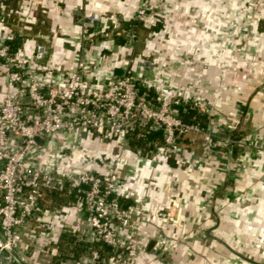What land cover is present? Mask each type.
Instances as JSON below:
<instances>
[{
	"label": "crops",
	"instance_id": "1",
	"mask_svg": "<svg viewBox=\"0 0 264 264\" xmlns=\"http://www.w3.org/2000/svg\"><path fill=\"white\" fill-rule=\"evenodd\" d=\"M142 1L0 0V14L12 46L23 49L35 68L54 67L67 77L84 54L86 75L93 80L128 73L169 90L179 88L185 98L211 103L222 119L235 124L233 138L246 136L248 147L230 143L225 171L201 134L183 139L187 155L196 157L194 164L164 153L162 162L155 163L122 140L102 141L93 131H63L41 140L30 161L46 165L56 147L62 156L65 147L79 145L81 156L70 166L61 163L64 167L105 170V162L121 154L119 170L131 175L123 202L146 198L140 264H264V6L254 13L252 0H151L157 17L151 24L135 17ZM89 12L102 21L93 31L94 42L83 49L82 20ZM117 29L124 33L117 35ZM133 31L137 39L130 42ZM5 89L0 75V100ZM87 153L96 160L84 162ZM232 177V197L224 199L217 193ZM173 195L184 207L178 227L161 221ZM76 199V192L48 196L41 227L16 245L27 264H66L87 251L89 242L71 230L78 221L89 227L87 213L69 205ZM101 250L110 254L107 245Z\"/></svg>",
	"mask_w": 264,
	"mask_h": 264
},
{
	"label": "built area",
	"instance_id": "2",
	"mask_svg": "<svg viewBox=\"0 0 264 264\" xmlns=\"http://www.w3.org/2000/svg\"><path fill=\"white\" fill-rule=\"evenodd\" d=\"M263 6L264 0H252L254 13ZM135 17L156 23L151 0L142 1ZM4 20L2 13L0 75L5 77L6 89L0 100L1 264H19L9 247L22 257L16 245L41 227L46 211L44 202L54 192H76L77 199L69 205L80 214L87 213L89 219V227L78 221L71 229L80 239L89 242L87 251L71 257L66 264H140L138 257L147 220L146 198L123 202L122 195L131 175L119 170L121 154L105 162V170L86 166L72 171L59 163L57 153L51 163L36 165L30 156L42 145L37 137L43 140L63 131H93L102 141L122 140L130 145L132 135L142 136L157 130L161 136L144 147H135L138 153L155 163L162 162L161 153H164L181 155L195 164L196 157L187 155L189 149L183 139L201 134L203 144L218 154L217 159L226 171L230 143L244 150L248 147L246 136L229 137L233 122L222 119L211 103H200L193 96L185 98L179 88L169 90L156 80H141L128 73L110 76L103 82L91 79L86 75L88 61L84 54L67 77H61L54 67L39 70L32 66L23 49L12 46V34L3 28ZM101 21L98 13L84 15L83 49L87 48V42H94L93 31ZM123 33L121 29L116 30L117 35ZM127 38L133 42L137 33L133 31ZM184 101L208 116V127L182 117ZM232 178L225 191L217 193L220 197H232L236 183L235 177ZM169 201V208L161 213V221L176 227L183 225L181 199L173 195ZM104 244L110 247L108 256L102 253ZM159 247L161 252L165 250L163 243Z\"/></svg>",
	"mask_w": 264,
	"mask_h": 264
},
{
	"label": "trees",
	"instance_id": "3",
	"mask_svg": "<svg viewBox=\"0 0 264 264\" xmlns=\"http://www.w3.org/2000/svg\"><path fill=\"white\" fill-rule=\"evenodd\" d=\"M181 108V115L186 121H197L203 127H205V120H207V118L205 117L204 113L198 112L197 108L186 103L181 104ZM160 136V131H149L142 136H137L136 134L132 135L130 138V142L134 147H144L148 142ZM104 245L106 246V244Z\"/></svg>",
	"mask_w": 264,
	"mask_h": 264
},
{
	"label": "rangeland",
	"instance_id": "4",
	"mask_svg": "<svg viewBox=\"0 0 264 264\" xmlns=\"http://www.w3.org/2000/svg\"><path fill=\"white\" fill-rule=\"evenodd\" d=\"M249 40V37L245 36L244 39H243V42L246 43L248 42ZM229 137H233V135H229ZM237 138L241 137V135L239 136H236ZM69 146H73V145H69ZM68 146V147H69ZM65 147V151L62 153V156L59 154V152L57 153V160L59 161V163H63L65 164L66 166L67 165H71V164H74L77 159L81 156V151H79L80 147L79 145H76V146H73V147ZM83 148V147H82ZM68 150L70 151L68 154ZM57 152V147L54 151V154ZM232 157V156H231ZM236 157V155H235ZM92 160H95V157L93 156V154L91 153V155H88V153L85 155V158H84V162H91Z\"/></svg>",
	"mask_w": 264,
	"mask_h": 264
},
{
	"label": "water",
	"instance_id": "5",
	"mask_svg": "<svg viewBox=\"0 0 264 264\" xmlns=\"http://www.w3.org/2000/svg\"><path fill=\"white\" fill-rule=\"evenodd\" d=\"M43 49H44V48H43L42 46H40V53H39V55H41ZM37 139H38L39 141H41V138H40V137H37ZM0 237L3 238V234H2L1 229H0ZM153 243H154V241H151L150 246H151ZM9 249H10V251L15 255V257H16V259H17V261H18L19 264H27V263L24 261V259H23L22 257H20V256L16 253V251H15V249H14L13 247H9Z\"/></svg>",
	"mask_w": 264,
	"mask_h": 264
}]
</instances>
